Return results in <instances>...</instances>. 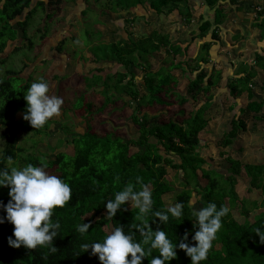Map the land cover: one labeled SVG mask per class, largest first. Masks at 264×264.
Segmentation results:
<instances>
[{
    "label": "trees",
    "instance_id": "1",
    "mask_svg": "<svg viewBox=\"0 0 264 264\" xmlns=\"http://www.w3.org/2000/svg\"><path fill=\"white\" fill-rule=\"evenodd\" d=\"M110 1L108 0V3L111 4ZM178 1L180 0H136L134 4H131L132 0L130 2L120 0L114 1L110 9L114 12L123 8L133 10L136 6L139 9L144 4L156 14H164L163 7L169 11L175 8L171 6ZM200 1L212 7L213 14L212 20H200L197 25L198 34L205 36L210 33V38L216 41L226 14L218 2L224 3V1ZM58 2L60 0H48L47 4H58ZM227 2L236 1L227 0ZM45 4L43 0H0V55L7 41L18 37V30L20 31L19 36L28 41L27 47L29 49L33 47V37L27 34L26 28L35 12L38 9L44 10ZM190 11L187 9V13L182 17L186 24L191 19ZM50 15L51 13H47L46 17L49 18ZM255 19L258 22L252 25L260 28V36L263 38L264 9L262 7L256 11ZM36 31L41 40L45 36L47 26L39 27ZM84 31L90 36L89 29ZM96 33L100 35V30ZM169 35L168 32L158 33L156 30H151L146 40L120 38L109 43L108 52H106L105 45L98 47L101 56L106 61H113L109 63V67L113 68L108 72L109 74L101 73L105 76L103 81L100 76L102 67L92 70L95 76L88 85V91L82 92L80 106L73 108L76 111L84 109V131L78 136L70 137L72 151L59 149L53 157L44 158L42 154L37 155L34 150L28 152L25 147L16 144L20 129L25 133L32 131L34 135H48L46 131L51 120H48L41 128H33L28 121L22 118L27 103L23 98V93L33 81L32 75L31 73L25 74L26 76L22 75L27 65H22L19 70H5L4 76L0 77V124L3 126L0 133L2 144L0 168L12 167L7 165L8 162L15 164L17 162L16 166L19 164L24 166L27 163L43 165L49 174L57 175L69 184L72 197L63 207L56 206L53 209L52 219L60 222L58 235L53 240V244L57 247L55 253L51 252L48 246H37L35 249H28L23 245L10 246L7 243V237L12 234L13 225L5 221L0 224V264H101L96 255L89 254L91 249L83 251L80 246L83 242L102 239L113 227L120 224L124 225L125 232H135L134 239L142 242V237L136 231V225L140 223L137 219L139 211L137 208L125 202V210H118L114 217L109 218L104 207L105 201L114 198V193L122 190L126 184L132 183L135 186L134 190H138L141 186L136 180L138 176L152 190L153 210L166 209L168 202H165V196H170V201L173 203L184 202L183 217L173 218L170 215L168 222L160 225L152 224L153 229L157 226L163 228L174 241L176 238L179 240L186 230L189 232V238L194 231L192 222H195V217L191 215V201L195 198L202 206L213 201L218 208L225 205L230 209L222 217V226L212 242L207 259L200 261V264H264V244L258 243L259 237L253 232L255 227L264 223V209L259 210L251 220L249 219L251 211L264 207V163H242L223 150L233 145L240 131H246L245 120L236 114L234 105L230 104L232 114L228 125L214 142L215 147L220 149L218 155L228 163L226 171L222 173L220 170L203 166L206 161L199 154L197 147L200 142L199 134L210 120L205 112L210 101L209 95H206L204 102L198 104L194 110H189L185 114L184 110H178V113L185 115L182 120H178L173 115H165V117L163 110H156V106H158L157 109L159 107L170 109L171 98L175 104L180 106L193 101L199 93L209 92V88L218 80V76H213L214 73H218L213 66L208 76L201 67L193 79H188V83L181 91H176L174 89L176 80L171 82L172 74L169 72L166 75H160L164 67H168L166 71L172 69L173 58H171V64H166V66L162 64L157 70L150 69L144 48L151 47V50L163 48L164 52L168 53L169 50L165 48L169 47L173 56L180 51L179 46H169L171 43ZM64 45L61 39L55 47L53 46L56 51L55 55H59L62 60L65 58L60 54L66 53ZM203 46L206 54L208 46L205 44ZM112 54H115L113 58L105 57ZM142 54L143 57H141ZM206 55L208 58V54ZM93 56L91 60L97 63L98 54ZM4 61V57H0V65ZM39 61L41 65L45 62L43 59ZM204 61L206 62L207 59ZM254 61L255 67L240 64L237 75L230 80L227 88L229 95L233 98L245 93L248 102L244 110L251 112L255 119L264 122V100L253 101L251 88V81L257 75L256 67L264 70V50L262 48L255 50ZM176 64L180 65V62ZM128 65L140 67V70H143V87L133 83L135 76L127 70ZM147 71L151 75L148 76ZM99 83L103 88L95 90L96 84ZM260 89L264 92V82L260 84ZM160 93L164 98L160 96ZM84 94L100 96L101 101L99 102L98 98L93 102L86 101ZM122 96L136 100L133 109L122 115L123 118L130 117L136 126V137L127 136L124 139L117 133L118 130L112 123H108L109 128H104L103 124H106V121L93 122L94 115L103 112L107 106L112 108V111H119L117 113L123 112L127 102L122 101ZM67 131L69 132V129ZM65 141L66 138L58 139L56 145ZM33 142L31 145L37 143ZM132 148L135 149L132 150ZM9 156L12 157L11 161L7 159ZM167 168L174 171L172 178L168 177ZM241 171L247 179L246 191L259 190L260 201L238 198L234 186L240 178ZM9 198L8 187H0V200L6 203ZM232 209H236L242 216V222L234 218L231 213ZM0 215H4L3 209H0ZM147 218L153 219L151 215ZM155 219L158 220V218ZM87 220H91L92 224L85 234H80L76 226ZM144 247L148 246L144 245ZM176 251L177 257L166 264H191L190 257L186 256L183 250L176 249ZM152 255H159L158 250L153 249ZM150 259L151 256L144 258L142 264H148Z\"/></svg>",
    "mask_w": 264,
    "mask_h": 264
},
{
    "label": "rangeland",
    "instance_id": "2",
    "mask_svg": "<svg viewBox=\"0 0 264 264\" xmlns=\"http://www.w3.org/2000/svg\"><path fill=\"white\" fill-rule=\"evenodd\" d=\"M43 1L46 2L44 10L38 9L26 28L27 34L33 37V47L31 49L27 47L28 41L19 36L20 31L18 30V37L9 39L0 55L5 60L0 65V77L4 76L5 70H19L22 65H27L23 69L22 75L26 76L25 74L31 73L33 80L45 77L49 83V94L61 96L64 102L61 105L60 112L49 118L51 120L50 126L46 131L48 135H34L32 131L25 133L20 129L17 135V145L25 147L28 152L34 150L37 155L42 154L44 158L53 157L59 149L72 151V141H69L70 137L78 136L84 131L85 127L84 109L76 111L73 108L80 106L82 103V92L88 91V85L91 84L95 76L92 70L102 67L103 70L100 74H107L113 68L109 67V63L113 61H106L101 56L102 54H100L98 47L105 45L106 52H108L111 41L120 38L146 40L148 33L151 30H156L158 33L168 32L171 42L169 46H179L180 51L173 56L169 47L165 48L169 50L168 53H165L163 48L151 50V47H146L144 49L148 53L145 52V58L148 61L149 68L152 70H157L162 64L165 66L166 64H171V58H173L172 69L170 68L166 71L168 67H164L160 71V75H166V73L170 72L173 76L171 82L176 80L174 88L176 91H181L188 83V79H193L201 67L206 71L207 76L209 71H211V66L218 70V73L213 75L214 77L218 76V80L216 84L209 88V92L205 94L199 93L195 100L189 101L182 106L175 104L173 98H171L170 103H172V106L170 109H165L164 107L157 109L158 106H156V110H163L164 116L173 115L178 120H182L186 112L194 110L198 104L204 102L206 95H209L210 101L205 112L210 117V120L199 134L200 142L197 147L199 148V154L206 161V164L203 165L204 167L209 166L211 169L220 170V172L224 173L228 163L222 156L218 155L220 149L215 147L214 142L221 136L228 125L227 123L232 114L229 105H234V111L245 120L247 128L246 131L238 133L233 145L230 148L223 149L224 152L242 163H264V122L255 119L251 112L244 110L245 104L248 102L245 93L233 98L229 95L227 88L230 80L237 75L240 64L244 63L248 66H254L255 50L258 48L264 50V36L261 38L260 28L252 25L258 22L255 19L256 11L259 10L257 8H261L260 5L264 6V0H235L236 2L234 3H228L227 0H223L224 3L218 2L223 11H226V14L225 20L218 31L219 38L216 41L210 38V33L205 34V36L198 34L197 25L200 20H212L213 14V8L208 7L200 0L196 2L195 8V4L191 0H180L175 2L174 6H171L176 9L173 8L167 11V8L163 7L164 14H156L144 4L139 9H137L138 6H134L135 9L133 10L123 8L117 12L112 11L110 5L114 1L120 0H109L111 4L108 3V0H60L58 4H47L48 0ZM135 1L132 0L131 4H134ZM187 9L192 11L189 12L192 15L190 16V22L186 24L182 17L187 13ZM47 13H51L49 18L46 17ZM43 26H47V31L44 38L39 40L36 30L39 27L44 28ZM86 29L91 31L89 33L90 36L85 33L84 30ZM97 30H100V35L96 33ZM61 39H63L65 44L64 51L66 53L64 55L60 54L65 58L64 60L59 55H55L56 51L53 48ZM204 44L208 46L206 53L208 58L203 49ZM15 48L18 49L16 50ZM93 49H96V51H93ZM149 50H151L150 53ZM94 54H98L97 63L91 60L94 58ZM114 56L115 54L106 55L105 57L113 58ZM141 57H143V54ZM41 59L45 60L42 65L39 63ZM205 59H207L206 62L204 61ZM139 60L141 61V59ZM176 62H180V65L176 64ZM140 69V67L132 65L127 67V70L131 71L135 76L133 83L143 87V70ZM123 70L125 71V66ZM256 70L257 75L251 81L253 101L264 100V92L260 89V84L264 82V70L257 67ZM147 72L148 76L151 75L149 71ZM100 76L101 81L105 80L103 74ZM102 88L99 83L96 84L95 90ZM84 95L86 96V101L93 102L96 98H98L99 102L101 101L100 96ZM160 96L164 98L162 93H160ZM123 100L127 102L123 112L117 113L119 111H112L113 109L107 106L103 112L94 115L93 122L106 121V124H103L104 128H109L108 123H112L117 128V133L124 139L127 136L136 137L137 129L130 117L123 118L124 116H122L133 109L136 100L122 96ZM178 110H184V114L178 113ZM179 114L180 117H178ZM2 128L3 126L0 124V133ZM67 129H69V132ZM63 138H66V141L56 145L57 140ZM33 141L37 143L31 145L34 143ZM134 149L132 148V150ZM1 150L0 137V153ZM14 164V162L7 163L8 166H14ZM16 167L21 166L19 164ZM173 172L172 169L167 168L168 177L172 178ZM247 185L246 176L241 171L240 178L234 186L238 198L244 197L260 201L259 190L251 189L248 192L245 189ZM164 200L169 202L170 196H165ZM192 202H195L197 208L202 206L196 198ZM131 204V201H129V205ZM262 209L264 207L251 211L249 219L251 220L253 215ZM231 213L238 222H242L243 218L236 209H232Z\"/></svg>",
    "mask_w": 264,
    "mask_h": 264
},
{
    "label": "clouds",
    "instance_id": "3",
    "mask_svg": "<svg viewBox=\"0 0 264 264\" xmlns=\"http://www.w3.org/2000/svg\"><path fill=\"white\" fill-rule=\"evenodd\" d=\"M23 98L27 103L22 118L33 128L43 127L49 118L60 112L64 102L61 96L49 94V83L45 77L33 80L23 93ZM7 159L11 161L12 157ZM136 180L141 185L138 190H134L135 186L128 183L114 193V198L105 201L104 207L106 215L111 218L118 210H125V202L131 201L132 206L139 210L137 219L140 223L136 225V231L142 237V242L134 239L135 232H125L124 225L120 224L102 239L83 242L80 246L83 251L91 249L89 254L96 255L101 264H142L144 258L149 256L151 259L148 264H166L177 257L176 249L183 250L190 257L191 264H200V261L206 260L222 226V217L230 209L225 205L218 208L213 201L197 208L195 202H192L194 231L190 238L186 230L179 240L176 238L174 241L163 228L157 226L153 229L152 224L166 223L170 215L173 218L183 217L184 202L169 201L166 209L153 210L152 190L143 183L141 177L138 176ZM2 186L8 187L10 198L6 203L0 200V209L4 211V215H0V224L7 221L13 225L7 243L13 247L23 245L28 249L48 246L55 253L57 247L53 240L58 235L60 222L52 219L53 209L56 206L63 207L71 199L69 184L59 176L49 174L43 165L27 163L21 167L0 168ZM149 215L153 219H148ZM91 224V220L79 223L76 230L85 234ZM253 232L259 237L258 243L264 244V223L255 227ZM153 249L158 250L159 255H152Z\"/></svg>",
    "mask_w": 264,
    "mask_h": 264
},
{
    "label": "crops",
    "instance_id": "4",
    "mask_svg": "<svg viewBox=\"0 0 264 264\" xmlns=\"http://www.w3.org/2000/svg\"><path fill=\"white\" fill-rule=\"evenodd\" d=\"M189 1H190V0H189ZM191 1L194 2V4H195V5H194V8H195V7H196V4H197L196 2H198V0H191ZM263 8H264V7H263Z\"/></svg>",
    "mask_w": 264,
    "mask_h": 264
},
{
    "label": "built area",
    "instance_id": "5",
    "mask_svg": "<svg viewBox=\"0 0 264 264\" xmlns=\"http://www.w3.org/2000/svg\"><path fill=\"white\" fill-rule=\"evenodd\" d=\"M260 7H262V6H260ZM263 7H264V6H263ZM263 7H262V8H263ZM257 9H260V8H257ZM263 9H264V8H263Z\"/></svg>",
    "mask_w": 264,
    "mask_h": 264
}]
</instances>
